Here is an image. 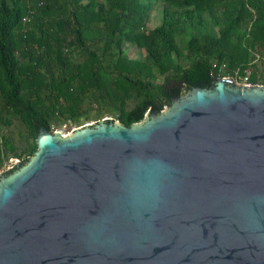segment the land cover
<instances>
[{"label": "water", "instance_id": "water-1", "mask_svg": "<svg viewBox=\"0 0 264 264\" xmlns=\"http://www.w3.org/2000/svg\"><path fill=\"white\" fill-rule=\"evenodd\" d=\"M173 99L128 127H41L0 173V264H264V84Z\"/></svg>", "mask_w": 264, "mask_h": 264}, {"label": "trees", "instance_id": "trees-1", "mask_svg": "<svg viewBox=\"0 0 264 264\" xmlns=\"http://www.w3.org/2000/svg\"><path fill=\"white\" fill-rule=\"evenodd\" d=\"M212 60L264 83V0H0V169L26 164L43 126L105 111L128 127L212 87Z\"/></svg>", "mask_w": 264, "mask_h": 264}, {"label": "rangeland", "instance_id": "rangeland-1", "mask_svg": "<svg viewBox=\"0 0 264 264\" xmlns=\"http://www.w3.org/2000/svg\"><path fill=\"white\" fill-rule=\"evenodd\" d=\"M153 13H155L154 9L150 11V21L146 25L148 28H152V26H153V22L155 20L154 16L152 15ZM155 22L157 23L158 20L156 19ZM127 54H128V56H132V57L142 59V58H144L145 51L143 49H138V48H135L134 46L130 45L127 48ZM161 80H162L161 77H157L158 82H160ZM167 109H168L167 105H165V106H163V108L159 112L163 113ZM106 118L109 120H112L114 124H118V122L114 120L115 116L113 113H109V112L104 111V112L99 113L98 115H95V116L90 117L88 119L82 120L79 124L66 122V124H63V125L58 126L56 128H59V129L64 128L65 131H70V130H73L75 128L87 125V124L94 125L97 122H99L103 119H106ZM148 118H149V114L147 112L144 116V119L141 122H145ZM139 124H141V123H139ZM17 162H18L17 159H11V161L7 162V164L3 168L0 169V173L2 174L5 170H8Z\"/></svg>", "mask_w": 264, "mask_h": 264}, {"label": "built area", "instance_id": "built-area-1", "mask_svg": "<svg viewBox=\"0 0 264 264\" xmlns=\"http://www.w3.org/2000/svg\"><path fill=\"white\" fill-rule=\"evenodd\" d=\"M256 56H257V58L259 57V55H256ZM211 68H212L211 76H213L214 82L221 79L225 82H229L231 84L240 85V86H251L253 84H264V83H259V82L252 83L249 80V76L251 74L250 69L244 70L242 74L239 72L238 68L229 71L228 64L225 61L212 60L211 61ZM64 124H66V123H64ZM75 129H73V130H75ZM73 130L65 131L64 128L63 129L52 128V132H59L61 137H65V136L69 135Z\"/></svg>", "mask_w": 264, "mask_h": 264}, {"label": "flooded vegetation", "instance_id": "flooded-vegetation-1", "mask_svg": "<svg viewBox=\"0 0 264 264\" xmlns=\"http://www.w3.org/2000/svg\"><path fill=\"white\" fill-rule=\"evenodd\" d=\"M195 86H199V85H195ZM195 86H193V87H195ZM202 86H203L202 88H208V87L210 88V85H207V84H204V85H202ZM193 87L188 88L183 94H185L188 90L192 89ZM200 87H201V86H200ZM183 94H182V95H183ZM174 96H176V95H173V96H171V98H170L171 103L174 101V99H173ZM177 97H179V96H177ZM171 103H170V104H171ZM168 105H169V104H168Z\"/></svg>", "mask_w": 264, "mask_h": 264}]
</instances>
